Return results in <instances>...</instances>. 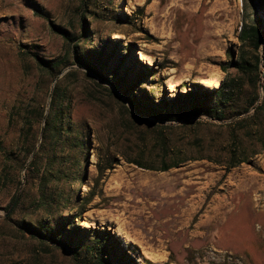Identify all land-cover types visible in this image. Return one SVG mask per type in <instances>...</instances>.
Segmentation results:
<instances>
[{"label":"rangeland","instance_id":"obj_1","mask_svg":"<svg viewBox=\"0 0 264 264\" xmlns=\"http://www.w3.org/2000/svg\"><path fill=\"white\" fill-rule=\"evenodd\" d=\"M242 12V0H0V264H264V150L228 171V155L240 152L228 131L233 118L205 117L224 126L204 127V145H189V153L201 149L212 160L167 171L140 167L127 159L157 166L160 156L150 137L142 139L116 88L133 85L131 92L148 103L217 88L230 54L238 57ZM94 50L108 60L103 73L111 81L78 64ZM35 54L67 61L49 72ZM58 85L85 141L71 209L63 213L82 219L67 228L75 225L81 235L108 228L121 250L112 238L91 250L79 236L72 250L27 230L54 225L35 206L37 183L25 178L45 124L39 113L49 111ZM259 130L253 126L255 139ZM246 139L249 147L259 144ZM66 183L61 187L68 190ZM20 189L22 202L7 214ZM114 248L121 263L110 257Z\"/></svg>","mask_w":264,"mask_h":264},{"label":"trees","instance_id":"obj_2","mask_svg":"<svg viewBox=\"0 0 264 264\" xmlns=\"http://www.w3.org/2000/svg\"><path fill=\"white\" fill-rule=\"evenodd\" d=\"M242 4V28L239 36L241 45L238 57L230 54L229 64L223 67L226 76L217 88L195 87V89L186 92H178L173 97H164L160 102L148 103L142 101L136 93L131 92L133 85H128L124 90L116 85V88L123 92L125 100L129 104L128 106L122 102L124 110L131 117V122L136 127L143 129L139 130L143 135V140H146L147 136L151 138L150 141L154 143V149L160 156V165L157 166H144L140 159L128 158L129 162H134L144 168L167 171L191 160H212V157L204 154L201 149H198L195 155L189 153V145H195L198 148L204 145V127L208 125L224 126L206 121L205 117L215 121L233 118L232 122L228 124V131L230 130V138L235 146H238L240 152L228 155L226 167L228 171L246 162L250 155L258 154L264 150V135L261 132L263 126L261 119L264 117V95L259 102L261 88L264 92V52L263 54L260 52L264 43V19L259 13L261 9L264 11V0H242ZM54 28L66 40H74L75 37L70 34L68 29L57 25ZM35 59L43 69L49 72L59 69L67 61L63 58L47 60L38 54H35ZM78 64L94 72L103 80L111 81L103 73L104 67L108 64L103 52L90 51L86 59L80 60ZM230 68H233L235 72H230ZM117 74L113 75V78ZM63 94L59 85L55 87L49 111L46 113L45 110H41L39 113V117L44 119L45 124L39 133L41 142L38 148L36 149L34 145L31 149V161L25 178L27 183L31 181L37 183L35 206L37 210L44 211L54 225L43 227L30 224L27 230L35 236L62 243L72 250L75 247L72 239L76 236L90 240L91 250L103 249L105 243L111 238L120 248L121 246L108 228L95 229L94 231L83 229V235L75 232L74 229H79L77 226L75 228V225L72 226V229L67 228V224H73L82 219L81 215L63 217V213L71 209L68 203L74 190L71 188V183L80 178V157L82 149L85 147V141L83 130L73 122L71 114L64 104ZM131 108L136 114L151 118L153 121L150 122L148 119L135 116L132 114ZM31 110L34 112L36 109L32 108ZM253 121L256 123L253 124ZM245 123H251V125L247 127L244 126ZM235 125H238V128H234ZM254 125L260 128V139H255L252 131ZM246 137L250 142L259 141V144L254 143L251 145L253 147H249L246 144ZM63 180L67 181L66 184L69 183L68 190L61 187ZM16 195L13 196L7 210L11 208ZM23 198L22 193L16 207L20 205ZM62 235L66 237V240L60 239ZM116 250L117 248L112 249L110 257L121 263V258L116 253V257L113 255ZM123 254L121 256L125 259L128 255L125 252ZM96 264L110 263L101 260Z\"/></svg>","mask_w":264,"mask_h":264},{"label":"water","instance_id":"obj_3","mask_svg":"<svg viewBox=\"0 0 264 264\" xmlns=\"http://www.w3.org/2000/svg\"><path fill=\"white\" fill-rule=\"evenodd\" d=\"M126 104L129 106V104H128L127 102H126ZM131 112H132V114H134L135 116L140 117L141 119H148V121H150V122L153 121L151 118L145 117V116H143V115H138V114H136V112H135L134 109H132V108H131ZM20 192H21V189H20L19 192L17 193L16 198H15V200H14V202H13V204H12V206H11V208L9 209V211H8L7 214L11 213V212L13 211V209L16 207V204L18 203V200H19V197H20Z\"/></svg>","mask_w":264,"mask_h":264},{"label":"bare ground","instance_id":"obj_4","mask_svg":"<svg viewBox=\"0 0 264 264\" xmlns=\"http://www.w3.org/2000/svg\"><path fill=\"white\" fill-rule=\"evenodd\" d=\"M113 38L114 39H117V38H121V35H120V33H118V32H114V34H113ZM144 55H146V54H142V56H141V59L142 60H145L146 58V56H144ZM148 58V57H147ZM84 226H85V224H83Z\"/></svg>","mask_w":264,"mask_h":264}]
</instances>
